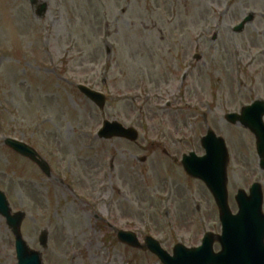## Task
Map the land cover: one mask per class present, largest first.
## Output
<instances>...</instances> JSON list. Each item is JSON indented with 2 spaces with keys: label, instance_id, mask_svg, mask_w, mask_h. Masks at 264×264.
Segmentation results:
<instances>
[{
  "label": "rangeland",
  "instance_id": "rangeland-1",
  "mask_svg": "<svg viewBox=\"0 0 264 264\" xmlns=\"http://www.w3.org/2000/svg\"><path fill=\"white\" fill-rule=\"evenodd\" d=\"M48 1L37 18L28 0H0V190L12 212H25L21 233L31 249L42 250L38 236L48 230L43 264H161L120 242L119 230L140 243L150 236L170 254L176 243L195 247L206 232L220 234L210 192L180 160L204 155L207 126L229 152L230 210L238 188L256 179L264 211L252 135L225 119L264 88V73L242 55L256 23L229 28L249 13L264 18V0ZM79 84L102 91L104 106ZM104 120L135 128L138 138H98ZM7 137L35 148L51 176L11 151ZM4 221L0 264H16Z\"/></svg>",
  "mask_w": 264,
  "mask_h": 264
},
{
  "label": "water",
  "instance_id": "water-1",
  "mask_svg": "<svg viewBox=\"0 0 264 264\" xmlns=\"http://www.w3.org/2000/svg\"><path fill=\"white\" fill-rule=\"evenodd\" d=\"M36 0H31L34 3ZM41 13L45 10V3L41 5ZM85 96L93 101L98 107L104 106V97L89 89L81 88ZM251 108L243 110L241 118L242 125L251 126L248 123V114ZM229 121L236 122L238 117L229 115ZM99 136L103 139L114 136L124 137L129 140H136L137 132L132 128H123L117 122H107L103 124ZM8 146L13 147L19 153L30 156L44 170V162L37 159L36 153L23 143L6 140ZM202 146L206 154L197 157L193 152L184 155L182 165L185 171L200 180L204 181L219 209V217L222 225V232L215 236L207 233L204 236L202 245L197 248H185L182 244H175L173 255L168 254L161 248V245L150 237L145 239L147 248L158 256L163 264H264V215L261 213V192L257 191L251 199H245L242 192H239L236 199L238 202V213L233 215L227 204L226 191V162L227 152L224 141L215 136L212 131H208L202 137ZM259 153L264 163V147L259 145ZM0 215L6 219L15 236V248L17 253V264H42L41 254L28 248L21 236L20 225L25 217L23 212L11 214V209L0 190ZM120 240L131 246L141 248L136 236L131 232L120 231ZM48 232H41L39 241L43 248L47 247ZM220 244L221 250L215 253L212 249L213 243Z\"/></svg>",
  "mask_w": 264,
  "mask_h": 264
},
{
  "label": "flooded vegetation",
  "instance_id": "flooded-vegetation-1",
  "mask_svg": "<svg viewBox=\"0 0 264 264\" xmlns=\"http://www.w3.org/2000/svg\"><path fill=\"white\" fill-rule=\"evenodd\" d=\"M257 19L256 15H253L251 22H255L257 29L255 28V35L250 37L248 44H246L245 48L248 50L247 53H245L244 46L243 47V56L247 59L249 58V67L253 68L252 72H256V75H260L264 73V28L259 27V23L264 24V18ZM216 48V47H215ZM257 80V79H255ZM251 100V102L260 100L263 103L261 106L264 107V88L261 89L260 93H257ZM264 110V108H261L260 111ZM261 121L262 124H264V111L261 115ZM251 133V132H250ZM253 133H251L252 135ZM255 136L252 135L253 141L255 143Z\"/></svg>",
  "mask_w": 264,
  "mask_h": 264
}]
</instances>
